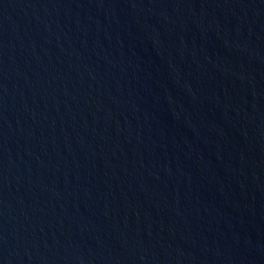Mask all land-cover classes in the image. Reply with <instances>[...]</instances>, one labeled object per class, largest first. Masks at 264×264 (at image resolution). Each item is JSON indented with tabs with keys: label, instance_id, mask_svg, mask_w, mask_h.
I'll use <instances>...</instances> for the list:
<instances>
[{
	"label": "water",
	"instance_id": "water-1",
	"mask_svg": "<svg viewBox=\"0 0 264 264\" xmlns=\"http://www.w3.org/2000/svg\"><path fill=\"white\" fill-rule=\"evenodd\" d=\"M0 264H264V0H0Z\"/></svg>",
	"mask_w": 264,
	"mask_h": 264
}]
</instances>
